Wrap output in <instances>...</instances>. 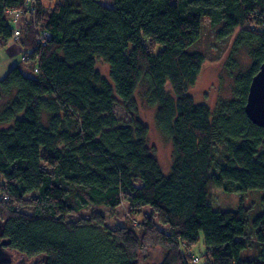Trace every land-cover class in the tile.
<instances>
[{
  "label": "trees",
  "instance_id": "obj_1",
  "mask_svg": "<svg viewBox=\"0 0 264 264\" xmlns=\"http://www.w3.org/2000/svg\"><path fill=\"white\" fill-rule=\"evenodd\" d=\"M33 3L0 0V46L12 42L7 11L22 9L19 52L33 72L15 65L0 78V237L7 249L44 255L42 264H140L156 246L158 264H264V212L248 222L243 202L216 210L208 201L212 183L239 194L258 189L264 206V128L244 111L264 62V0ZM206 21L219 26L221 39L238 29L234 48L251 59L234 75L231 96L214 107L187 93L204 63L194 45ZM39 32L49 33L44 44ZM138 96L155 107L157 129L171 142L166 174L137 117ZM116 104L128 121L115 116ZM123 202V226L108 227L93 209L67 219ZM201 238L203 258L192 251Z\"/></svg>",
  "mask_w": 264,
  "mask_h": 264
},
{
  "label": "rangeland",
  "instance_id": "obj_2",
  "mask_svg": "<svg viewBox=\"0 0 264 264\" xmlns=\"http://www.w3.org/2000/svg\"><path fill=\"white\" fill-rule=\"evenodd\" d=\"M53 1L45 0V3L51 2L47 5L51 7L54 3ZM102 2L111 4L112 0H102ZM218 27L216 25L211 27L208 21L203 24L201 38L194 45V48L204 55V63L196 77L195 83L187 90V93L193 98L195 103H204L210 107H214L217 99L229 98L231 96L234 86V75L238 72H244L251 64V59L245 48H234V40L239 30L237 29L233 35L221 39L216 34ZM18 46V40H12L7 46H0V78L5 75L10 67L15 65L24 74H33L32 70L28 67L29 64L22 59L20 53L16 52L20 49ZM96 66L101 74L108 75L109 66L104 60L98 58ZM2 102L3 100L0 98V105ZM137 102V117L148 126V144L152 147L162 172L166 174L170 169L172 161L171 142L163 137L157 129L155 107L146 104L145 100L140 99L139 96L137 97ZM114 112L115 116L121 121L126 122L129 120V115L119 104L115 105ZM208 192V201L216 210L234 209L240 202H243V205L248 209V222H251L253 217L264 212V206L260 202L261 191L258 189H251L244 194H239L235 192H224L221 187L209 183ZM92 209L101 212L105 216V222L108 227L115 228L125 224L129 208L127 202H123L113 210L103 206L93 208L88 206L78 213L67 215V219L76 220L80 216H86ZM24 210L30 212V208H24ZM144 211L148 212V209H144ZM134 217H137V215H134ZM253 238L251 236L249 247L246 250V253L249 255L255 251L256 247ZM192 251L203 258L202 252L204 251V245L202 238L192 247ZM7 252L9 253L8 258L11 257L10 259L14 260L13 262L11 260V264H15L21 257L10 249H7ZM24 259L26 263H30L32 260L25 256ZM161 259V248L156 246L148 251L146 256L140 260V264H158Z\"/></svg>",
  "mask_w": 264,
  "mask_h": 264
},
{
  "label": "water",
  "instance_id": "obj_3",
  "mask_svg": "<svg viewBox=\"0 0 264 264\" xmlns=\"http://www.w3.org/2000/svg\"><path fill=\"white\" fill-rule=\"evenodd\" d=\"M244 111L253 124L264 128V62L251 79ZM1 226L2 223L0 222V235ZM8 245L9 242L0 237V262L9 260V253L7 252ZM44 259L45 256L41 255L32 259L30 263H26L24 256H21V259L16 264H41Z\"/></svg>",
  "mask_w": 264,
  "mask_h": 264
},
{
  "label": "built area",
  "instance_id": "obj_4",
  "mask_svg": "<svg viewBox=\"0 0 264 264\" xmlns=\"http://www.w3.org/2000/svg\"><path fill=\"white\" fill-rule=\"evenodd\" d=\"M35 0H25V7H28L30 4H33ZM8 18L10 19L11 25H12V30H13V35L11 41H16L18 40L20 33H21V28L23 26L24 22V14L22 9L18 10H8L7 11ZM49 39V33L48 32H39L37 34V41L41 44H44L47 40ZM198 261L197 257H194L192 262L195 263Z\"/></svg>",
  "mask_w": 264,
  "mask_h": 264
},
{
  "label": "crops",
  "instance_id": "obj_5",
  "mask_svg": "<svg viewBox=\"0 0 264 264\" xmlns=\"http://www.w3.org/2000/svg\"><path fill=\"white\" fill-rule=\"evenodd\" d=\"M40 2L44 5V6H47L48 4H50L51 2H47L45 3V0H40ZM54 2V1H53ZM19 47V46H18ZM20 50V49H19ZM19 50H15L17 53H20Z\"/></svg>",
  "mask_w": 264,
  "mask_h": 264
},
{
  "label": "flooded vegetation",
  "instance_id": "obj_6",
  "mask_svg": "<svg viewBox=\"0 0 264 264\" xmlns=\"http://www.w3.org/2000/svg\"><path fill=\"white\" fill-rule=\"evenodd\" d=\"M10 258H11V257H10ZM10 258H9V260H8L9 262H11V260H12V259H10ZM20 259H21V257H20ZM20 259H19V260H20ZM19 260H18V261H19ZM13 261H14V260H12V262H13ZM18 261H17L16 263H18ZM16 263H15V264H16Z\"/></svg>",
  "mask_w": 264,
  "mask_h": 264
}]
</instances>
